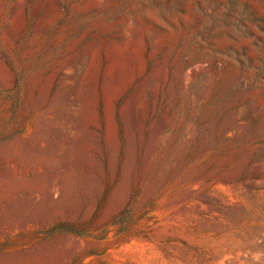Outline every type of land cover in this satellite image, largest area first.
<instances>
[{
  "label": "rangeland",
  "instance_id": "obj_1",
  "mask_svg": "<svg viewBox=\"0 0 264 264\" xmlns=\"http://www.w3.org/2000/svg\"><path fill=\"white\" fill-rule=\"evenodd\" d=\"M0 264H264V0H0Z\"/></svg>",
  "mask_w": 264,
  "mask_h": 264
}]
</instances>
